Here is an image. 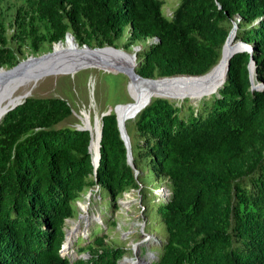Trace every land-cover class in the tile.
I'll list each match as a JSON object with an SVG mask.
<instances>
[{
	"label": "trees",
	"instance_id": "obj_1",
	"mask_svg": "<svg viewBox=\"0 0 264 264\" xmlns=\"http://www.w3.org/2000/svg\"><path fill=\"white\" fill-rule=\"evenodd\" d=\"M163 5L19 0L12 11L0 8L6 68L24 58L20 45L31 54L47 52L67 32L79 45L140 46L136 72L145 78L207 72L236 17L235 40L252 46L231 57L212 96L156 97L136 114L135 168L113 109L101 117L95 173L89 132L56 127L71 114L65 100L30 96L8 111L0 120V264H117L124 249L106 246L98 234L77 247L87 259L62 255L65 222L91 188L107 200L111 218L124 192L141 189L145 167L167 180L169 191L156 206L167 238L151 264H264V90L251 89L248 67L253 61L254 82H264V0H178L170 15Z\"/></svg>",
	"mask_w": 264,
	"mask_h": 264
},
{
	"label": "rangeland",
	"instance_id": "obj_2",
	"mask_svg": "<svg viewBox=\"0 0 264 264\" xmlns=\"http://www.w3.org/2000/svg\"><path fill=\"white\" fill-rule=\"evenodd\" d=\"M163 1V12L170 15L178 0ZM18 4L19 0H3L0 8L7 11V7H9L12 11ZM8 33H12V28H8ZM234 41L236 40L234 39ZM13 46L15 47L16 44L13 43ZM20 51L24 56L23 59L35 55L30 53L25 44L20 45ZM126 51L132 52V48ZM104 73L106 72L98 68H88L76 73L68 72L67 75L63 72L48 76L37 82L31 95L35 97H59L65 100L71 108V114L59 122L56 127L77 128L90 125L94 137L93 141L96 143L99 138L100 126L98 123L101 114L111 111L118 104H123V106L136 104V97L131 90V79L124 74L103 75ZM205 97L210 96L205 95L203 98ZM123 106H117L116 109L119 110ZM96 115L97 118H95ZM135 116L125 122L130 144L131 142L135 144L139 139L133 125ZM142 173L140 179L143 185H141V189H130L124 192L117 199L119 208L112 211L111 218H109L107 200L103 197L101 201L95 193L91 194L95 192L96 188L89 189L90 194L76 201L77 215L67 220L64 226V242L67 239L69 247L65 244L62 245L60 253L65 256L67 254L74 261L79 258L87 259L88 255L79 253L77 247L83 245L89 239L90 234H98L105 236L106 246H118L124 249L125 255L117 264H123L122 262L126 258L137 260L138 257L144 258L146 264L155 261L167 238V232L156 212V206L168 199L169 191L167 180L155 179L150 168H143ZM84 215H87L86 219H82ZM112 221H114V225ZM73 223L75 226L71 228ZM138 243L141 244L137 246Z\"/></svg>",
	"mask_w": 264,
	"mask_h": 264
},
{
	"label": "water",
	"instance_id": "obj_3",
	"mask_svg": "<svg viewBox=\"0 0 264 264\" xmlns=\"http://www.w3.org/2000/svg\"><path fill=\"white\" fill-rule=\"evenodd\" d=\"M237 20L232 21V27L229 30L225 41L221 47L220 58L215 65H213L207 72L201 75H175V76H165V77H157V78H145L139 75L136 72V67L138 65L137 60V51L140 49V46H133L132 52H128L121 47H114V46H104V47H90L86 44L79 45L78 42L75 40L74 36L67 32L65 34L64 40L67 37H70L73 43L68 46H63V41L59 40L52 45L50 51L43 52L40 54L30 55L27 58L20 60L17 64L10 68H4L0 66V120L2 117L10 110L14 109L16 106L22 104L26 98L32 96L31 90L27 91L25 94L21 95L19 98L15 99H8L9 93L12 91L14 84L18 81H21L26 78H31L35 81L41 80L48 76L57 75L60 72H65L67 75L69 73H76L80 70L88 69V68H95L102 70L106 73L112 74H124L128 78L135 77L142 81H152L157 82L159 80H164L166 78H172L176 76H189V77H203L205 79H211L215 76V74L221 69L222 64L225 61L226 67V74L229 69L230 59L231 57L241 51H249L252 52V46L242 40H238L237 43L240 44L239 47H229L228 50H225L227 46L228 39L230 37L231 31L233 28H237ZM108 50V51H106ZM115 52L117 55H112L109 53ZM123 52L126 54L128 59H124L120 57L118 54ZM249 71H250V83L251 89H258L264 90V82H254V62L251 61L249 64ZM224 81L218 83L211 89V93H216L217 90L222 86ZM159 98H166L165 96H156ZM186 98V97H185ZM184 98V99H185ZM206 98V97H205ZM8 99V100H7ZM152 99V98H151ZM149 99L144 105H142L136 112V114L142 110L150 101ZM175 100V99H174ZM176 100H183L176 99ZM123 104H118L114 107L113 111L116 114V107ZM110 111H106L105 113L100 115V133L98 138V152H97V159L94 162L91 157L92 165L94 166V173L96 172V168L99 164L100 159V140H101V117L108 114ZM135 114V115H136ZM98 116L96 115L95 118ZM117 118V115H116ZM118 129L120 132V137L124 141L125 147L127 149V163L132 167L133 164V157L131 151V145L129 141V136L127 135L126 128L122 127L117 119ZM75 129L78 130H87L90 134V141H89V152L90 145H91V132L87 126L77 127ZM135 174H138V171L135 170ZM90 194L89 192L86 193L85 197ZM92 194V193H91ZM80 217V215L78 214Z\"/></svg>",
	"mask_w": 264,
	"mask_h": 264
},
{
	"label": "bare ground",
	"instance_id": "obj_4",
	"mask_svg": "<svg viewBox=\"0 0 264 264\" xmlns=\"http://www.w3.org/2000/svg\"><path fill=\"white\" fill-rule=\"evenodd\" d=\"M236 29L237 28L235 27L231 31L227 46L225 47L226 51L228 50L229 47L234 48V47L240 46L239 43H236V41H234L235 36H236ZM72 43L73 41L71 40V38L67 37V39L63 41L62 45L68 46V45H71ZM109 53L112 55H117L115 54V52L109 51ZM118 55L120 57H123L124 59H128L126 54H124L123 52H120V54ZM225 61L226 59L224 60L221 69L211 79H205L203 77L176 76L172 78H166L164 80H159L157 82H152V81H142L135 77H130L129 79H131V90H132L133 95L136 97V104L127 105V106L120 105L123 107H121L119 110L118 108L116 109V114H117V119H118L119 124L122 127L126 128L125 122L128 121L130 118H133L137 110L142 105H144L149 99L156 97V96H165L171 100H174V99L176 100V99H181V98L184 99L186 97V98H190L192 101H198L201 98H203L205 95L212 96L211 89L215 85H217L218 83H221L222 81L226 79ZM60 73H63V72H60ZM38 81H35L31 78H26V79L16 82L14 84L12 91L8 95V99L19 98L21 95L25 94L27 91L29 90L32 91ZM98 125L100 126V122L98 123ZM86 126L91 131L92 127L90 128V125H86ZM98 132L100 133V128ZM91 144L92 145L94 144L96 146V156L94 154V162H95L97 159L98 142L95 143L93 139H91ZM82 209L85 210L84 208ZM86 216L84 215L82 219H86ZM74 226L75 225L73 223L71 228H74ZM70 234L72 233L70 232ZM140 244L141 243H138L136 245L138 246ZM65 246L69 247L68 241ZM122 263L123 264L124 263L125 264L127 263L128 264H146L147 262L144 258L138 257L137 260L135 258H126L125 260H123Z\"/></svg>",
	"mask_w": 264,
	"mask_h": 264
},
{
	"label": "built area",
	"instance_id": "obj_5",
	"mask_svg": "<svg viewBox=\"0 0 264 264\" xmlns=\"http://www.w3.org/2000/svg\"><path fill=\"white\" fill-rule=\"evenodd\" d=\"M237 21H239V18L237 17Z\"/></svg>",
	"mask_w": 264,
	"mask_h": 264
}]
</instances>
